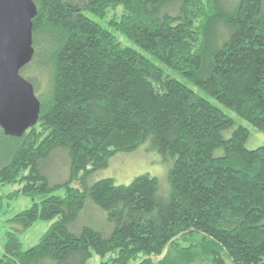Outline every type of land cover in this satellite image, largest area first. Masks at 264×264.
<instances>
[{
    "label": "trees",
    "instance_id": "1",
    "mask_svg": "<svg viewBox=\"0 0 264 264\" xmlns=\"http://www.w3.org/2000/svg\"><path fill=\"white\" fill-rule=\"evenodd\" d=\"M83 1L33 0V57L44 88L39 119L21 137L0 128L13 146L0 186L18 184L10 197L32 204L7 220L0 264H88L94 254L98 264L192 260L179 238L195 251L208 248L217 264L221 254L232 264H264V145L248 149L247 128L155 63L264 133V0ZM82 11L112 17L103 25ZM107 26L152 59L122 46ZM147 139L173 159L167 197L148 175L128 185L110 178L86 184ZM57 153L69 178L53 185L42 164ZM88 199L105 211L111 232L70 229ZM39 220L49 227L23 250L18 234ZM168 245L178 252L173 261L171 251L150 258Z\"/></svg>",
    "mask_w": 264,
    "mask_h": 264
},
{
    "label": "rangeland",
    "instance_id": "2",
    "mask_svg": "<svg viewBox=\"0 0 264 264\" xmlns=\"http://www.w3.org/2000/svg\"><path fill=\"white\" fill-rule=\"evenodd\" d=\"M68 3L73 5L83 6V0H66ZM83 14L100 24H106L105 22L112 17V12L110 11L104 20L92 16L87 11H82ZM120 12V9L117 10V13ZM108 29L116 37L117 41L126 47H130L134 50H137L144 54L145 56L150 57L145 51L138 47L133 42L129 41L126 37L120 33L114 31L111 27L107 26ZM33 61L29 67L25 70L20 71L22 76H31L35 78L34 90L36 96L42 98L44 88L42 86V78L39 75L41 67L39 65V60L37 57L32 58ZM35 63V64H34ZM155 63L160 66L166 75L177 79L178 81L186 84L194 92L201 95L202 97L208 99L209 101L215 103L219 106L228 116H230L237 125H241L248 129L250 136L246 142V147L248 149H255L261 145H264V133L258 130L257 128L250 125L248 122L238 117L231 110L221 106L215 102L210 96L205 92L200 90L192 82L188 81L182 75L177 74L176 72L168 69L161 63L155 61ZM47 70L44 72L45 77L47 76ZM13 146L12 141L4 138L0 133V167L6 164L12 153ZM173 159L169 156H161L156 150L153 149L150 139H147L136 151L132 153H118L112 157L109 161V164L106 168L98 170L90 175L87 179L86 184L88 186L92 185L100 179L110 178L116 185H128L131 181L140 175H148L149 177H154L157 179L159 193L167 197L170 191V185L168 180L169 171L171 169ZM42 172L46 175L49 182L53 185H60L68 180L69 178V164L66 161V158L63 154L57 153L52 155L45 163L42 164ZM19 189L18 184L10 185H1L0 186V256L2 254V247L4 243L5 232L8 230L7 220L12 218L18 212H21L29 208L32 204V200L29 197L19 195L16 197H10V194L13 191ZM58 196L64 195V189H59L55 192ZM50 222L48 221H36L32 226H30L23 233L18 234L19 240L22 245V249L26 250L34 246L41 235L47 230ZM88 225L94 229H97L104 234L111 232L112 225H110L106 220V213L102 209L95 206L89 199L86 201V204L83 210L79 213L78 218L70 225V229L74 232L78 231L82 226ZM179 242L182 248H189L192 251V260L185 261L180 258L177 264H217L214 258H212L208 248L198 247V250L195 251L194 247H191L190 241L182 240L179 238L175 240ZM174 245H168L163 253L159 256H150L154 262H158L160 259L164 258L167 252H170V260L173 261V257L178 255V252L174 251ZM223 264H232L229 259L221 254ZM141 257L138 259L140 260ZM137 260V261H138ZM100 258L97 255L89 260L88 264H98ZM134 264V262H133Z\"/></svg>",
    "mask_w": 264,
    "mask_h": 264
},
{
    "label": "water",
    "instance_id": "3",
    "mask_svg": "<svg viewBox=\"0 0 264 264\" xmlns=\"http://www.w3.org/2000/svg\"><path fill=\"white\" fill-rule=\"evenodd\" d=\"M36 12L33 0H0V128L6 136L21 137L39 119L34 86L20 74L34 56Z\"/></svg>",
    "mask_w": 264,
    "mask_h": 264
}]
</instances>
